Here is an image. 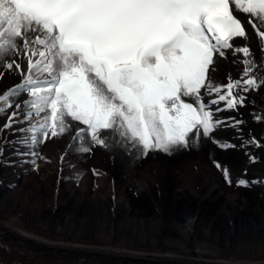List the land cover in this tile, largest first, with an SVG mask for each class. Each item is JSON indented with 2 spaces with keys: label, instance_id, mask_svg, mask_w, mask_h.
<instances>
[{
  "label": "snow or ice",
  "instance_id": "snow-or-ice-1",
  "mask_svg": "<svg viewBox=\"0 0 264 264\" xmlns=\"http://www.w3.org/2000/svg\"><path fill=\"white\" fill-rule=\"evenodd\" d=\"M229 56L240 75L215 84L209 70ZM13 69L21 79L0 92V115L25 99L0 125V155L11 147L38 171L49 139L70 133L75 151L90 153L108 147L105 131L143 156L170 155L210 137L226 123L215 114L243 107L245 93L264 91V0H0V78Z\"/></svg>",
  "mask_w": 264,
  "mask_h": 264
},
{
  "label": "bare ground",
  "instance_id": "bare-ground-1",
  "mask_svg": "<svg viewBox=\"0 0 264 264\" xmlns=\"http://www.w3.org/2000/svg\"><path fill=\"white\" fill-rule=\"evenodd\" d=\"M239 15L243 20L246 14ZM15 59L25 66V59ZM240 70L237 57L217 58L209 78L215 84H227L230 76L239 77ZM20 79L14 69L11 75L5 72L0 92ZM244 95V106L232 110V118L235 114L234 120L243 123L220 124L210 137L201 135L196 143L190 137L188 148L170 155L150 151L143 156L109 131L101 134L108 138L107 148L89 144L92 151L80 153L66 133L41 146L47 159L38 160L36 171L31 157L18 156L8 147L0 155V207L6 210V220L0 221V264H264V259L240 260L221 254L223 247L264 253V183L256 191L229 187L216 168V162L230 166L244 158L238 148L220 144L257 136L262 161L252 174L264 181V121L252 118L264 115V91ZM24 99L23 95L13 99V108ZM218 106L224 107L223 102ZM13 108L0 115V125ZM11 133L9 128L4 134L12 140ZM232 149L236 151L226 154ZM5 160L14 163L5 164ZM203 221L207 224L200 234ZM28 223L42 228L50 223V232L38 234ZM64 234L70 241L60 238ZM249 235L255 237V244L245 241ZM104 240L109 244L94 242ZM157 242L162 246L157 253L127 246Z\"/></svg>",
  "mask_w": 264,
  "mask_h": 264
},
{
  "label": "rangeland",
  "instance_id": "rangeland-1",
  "mask_svg": "<svg viewBox=\"0 0 264 264\" xmlns=\"http://www.w3.org/2000/svg\"><path fill=\"white\" fill-rule=\"evenodd\" d=\"M237 115H239V113H237ZM240 137H239V140L236 141V142L233 139H230V141L232 140V144L235 146L234 149L237 150V148H238L237 151H239V150H241V152L243 151L242 153L241 152L239 153L240 156L244 157L243 158V162L240 163V164H237V165H230V166L227 165V164H224L222 161H219L220 163L216 162V164L219 163L221 165V168H218V170H220V171H218V174H220V173L222 174L221 177L224 179L225 184L227 186H229V187L232 186V187H236V188H242V186H240L237 182L239 180L243 179V180H247V181L250 182V186L247 187V188H249L251 191L253 189L256 191L258 189L257 185L259 184L260 179H259V177L257 178V177H255L252 174V169H253V167L255 165L261 163V161H262V155L259 152L262 149L261 143L259 142L260 139L257 136H252V137H255L256 141H257V143H252V142H250L252 137L249 138V139L246 137V138H244L242 140H240L241 139ZM231 138H232V136H231ZM240 142H242V143H240ZM258 143H260V147L257 146ZM254 144H256V146H254ZM234 149L230 150L229 152H226V154H229L230 152L236 151ZM249 149H251V150H249ZM259 160H261V161H259ZM177 164H178V162H176V165ZM224 168H226L229 171V174H230V177H231V181H232V183L234 182L233 183L234 185L232 183H228L226 181L225 176L223 174V169ZM253 181H257V183H251ZM4 220H6V210H3V207H0V221H4ZM206 224H207L206 221L201 222V225H200L199 230H198V232L200 234H202ZM27 225L30 226V227H33V230H35L36 233L44 235V236L48 235L49 232H50V223L46 224L43 228L40 227V226L34 227V225L32 223H28ZM60 238L65 240V241H70L69 240L70 238L67 237L65 234L61 235ZM208 239H210V237H208ZM118 240H120V238H118ZM255 240H256L255 237L251 236V235L245 237V241L248 242L249 244H255ZM82 241L85 242V243L87 242L86 240H82ZM94 242H96L97 244H99L101 246L109 244V241H106V240L99 241V242L94 241ZM90 243H92V241ZM127 246L131 247L133 249H136V250L139 249L140 251H144V252H148L149 251V252H156V253L159 252L160 248L162 247V246L158 245V242H157V244H154V245L137 243V244H132V245L127 244ZM179 252L180 253H184V250H180ZM221 254H222V257H226L229 254H233V255H235L236 258H238L240 260L264 259V253L262 254V253L257 252V251L254 252L253 250L246 249V248L245 249H241L239 251V250L236 249V247H231V248L223 247V249L221 250Z\"/></svg>",
  "mask_w": 264,
  "mask_h": 264
}]
</instances>
